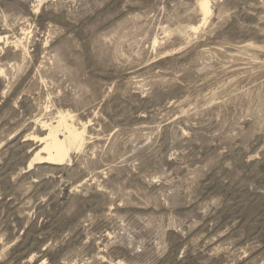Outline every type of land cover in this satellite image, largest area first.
<instances>
[{
  "label": "rangeland",
  "instance_id": "obj_1",
  "mask_svg": "<svg viewBox=\"0 0 264 264\" xmlns=\"http://www.w3.org/2000/svg\"><path fill=\"white\" fill-rule=\"evenodd\" d=\"M200 1L0 0V264H264V0Z\"/></svg>",
  "mask_w": 264,
  "mask_h": 264
},
{
  "label": "bare ground",
  "instance_id": "obj_2",
  "mask_svg": "<svg viewBox=\"0 0 264 264\" xmlns=\"http://www.w3.org/2000/svg\"><path fill=\"white\" fill-rule=\"evenodd\" d=\"M199 9L203 16L202 23H204L211 13L209 1L201 0ZM69 118L68 115L60 114L55 124H43L47 133L40 139V151L44 153V156L40 153L34 154L28 168H32L35 162L62 165L70 159L72 151H77L82 147L84 132L78 131L73 124H70Z\"/></svg>",
  "mask_w": 264,
  "mask_h": 264
},
{
  "label": "water",
  "instance_id": "obj_3",
  "mask_svg": "<svg viewBox=\"0 0 264 264\" xmlns=\"http://www.w3.org/2000/svg\"><path fill=\"white\" fill-rule=\"evenodd\" d=\"M35 164H44V163H35Z\"/></svg>",
  "mask_w": 264,
  "mask_h": 264
}]
</instances>
